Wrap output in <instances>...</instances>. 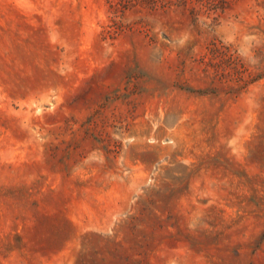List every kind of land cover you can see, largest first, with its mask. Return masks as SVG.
I'll use <instances>...</instances> for the list:
<instances>
[{
    "label": "rangeland",
    "instance_id": "1",
    "mask_svg": "<svg viewBox=\"0 0 264 264\" xmlns=\"http://www.w3.org/2000/svg\"><path fill=\"white\" fill-rule=\"evenodd\" d=\"M128 1L0 0V264H264V0Z\"/></svg>",
    "mask_w": 264,
    "mask_h": 264
},
{
    "label": "trees",
    "instance_id": "2",
    "mask_svg": "<svg viewBox=\"0 0 264 264\" xmlns=\"http://www.w3.org/2000/svg\"><path fill=\"white\" fill-rule=\"evenodd\" d=\"M132 2L133 1H128L127 4H132L133 6L138 5L141 8L149 10L150 13H157V11L166 13L172 9L177 10L185 7L184 0H180L176 3H173L172 0H136L134 4Z\"/></svg>",
    "mask_w": 264,
    "mask_h": 264
}]
</instances>
